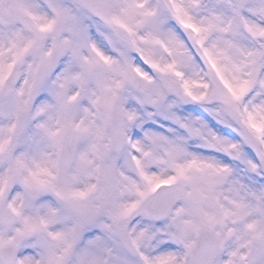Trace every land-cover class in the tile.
Returning a JSON list of instances; mask_svg holds the SVG:
<instances>
[{
    "label": "snow or ice",
    "instance_id": "obj_1",
    "mask_svg": "<svg viewBox=\"0 0 264 264\" xmlns=\"http://www.w3.org/2000/svg\"><path fill=\"white\" fill-rule=\"evenodd\" d=\"M0 264H264V0H0Z\"/></svg>",
    "mask_w": 264,
    "mask_h": 264
}]
</instances>
